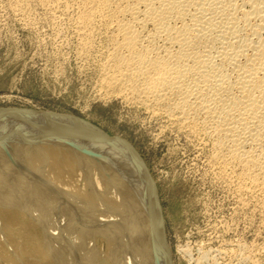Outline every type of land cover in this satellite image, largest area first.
I'll list each match as a JSON object with an SVG mask.
<instances>
[{"label":"bare ground","instance_id":"obj_1","mask_svg":"<svg viewBox=\"0 0 264 264\" xmlns=\"http://www.w3.org/2000/svg\"><path fill=\"white\" fill-rule=\"evenodd\" d=\"M37 1L97 53L100 97L200 138L204 164L264 216V0ZM164 223L132 144L76 116L0 109V264H174ZM240 242L180 251L188 264H259L264 243Z\"/></svg>","mask_w":264,"mask_h":264},{"label":"rangeland","instance_id":"obj_2","mask_svg":"<svg viewBox=\"0 0 264 264\" xmlns=\"http://www.w3.org/2000/svg\"><path fill=\"white\" fill-rule=\"evenodd\" d=\"M9 1L0 0V109L76 116L132 144L158 186L174 264H188L181 246L192 247L197 257L202 249L213 254L216 248L238 250L240 241L246 246L264 243L263 214L241 205L229 186L204 164L208 150L198 144L200 138L173 127L164 129L161 118L150 117L145 109L119 97H100L93 60L97 53L93 58L81 53L74 21L51 18L37 0L25 13ZM217 257L219 264H238L232 255ZM258 260L264 264V251ZM204 261L212 263V259Z\"/></svg>","mask_w":264,"mask_h":264}]
</instances>
